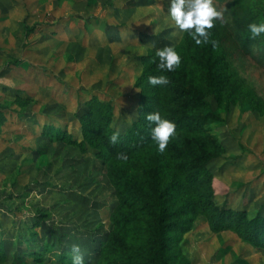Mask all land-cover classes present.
Masks as SVG:
<instances>
[{
	"label": "rangeland",
	"instance_id": "obj_1",
	"mask_svg": "<svg viewBox=\"0 0 264 264\" xmlns=\"http://www.w3.org/2000/svg\"><path fill=\"white\" fill-rule=\"evenodd\" d=\"M170 2L0 0V240L7 252L0 264H64L63 256L72 264L73 244L93 261L108 239L118 198L106 165L92 148L53 140L44 128L81 138L80 117L93 96L115 106L120 131L130 127L142 55L183 34L170 22ZM213 3L223 16L226 2ZM238 64L264 96V67L248 56ZM217 108L223 119L210 130L225 149L209 164L216 200L252 217L264 213V116L240 105ZM44 243L49 249L31 257ZM172 244L174 264H264V248L231 230L213 232L203 217Z\"/></svg>",
	"mask_w": 264,
	"mask_h": 264
},
{
	"label": "trees",
	"instance_id": "obj_2",
	"mask_svg": "<svg viewBox=\"0 0 264 264\" xmlns=\"http://www.w3.org/2000/svg\"><path fill=\"white\" fill-rule=\"evenodd\" d=\"M218 1L226 2L223 16L214 20L207 43L197 45L183 32L173 45L181 55L173 71L158 67L155 52L162 47L152 46L142 55V72L135 82L137 115L124 132L114 123L115 106L97 96L86 102L80 117L81 138L59 126L44 128L53 140L66 141L82 152L95 150L116 190L110 235L86 264H174L175 233L188 232L200 217L213 232L231 230L264 248V213L252 217L245 207L219 204L209 167L225 149L210 130L223 119L217 107L230 110L240 105L264 116V96L240 73L238 64L248 56L264 67V33L253 37L248 28L250 23L264 22V0ZM160 74L169 78L168 84H149V76ZM157 111L176 124V134L163 152L152 139L154 122L146 119ZM115 132L119 135L113 143ZM37 235L32 231V243ZM47 249L49 243H44L30 256L37 259ZM6 256L0 240V262ZM62 261L69 264L67 256Z\"/></svg>",
	"mask_w": 264,
	"mask_h": 264
},
{
	"label": "clouds",
	"instance_id": "obj_3",
	"mask_svg": "<svg viewBox=\"0 0 264 264\" xmlns=\"http://www.w3.org/2000/svg\"><path fill=\"white\" fill-rule=\"evenodd\" d=\"M168 15L170 22L180 30L187 32L197 45L207 43L211 35L210 29L214 26V20L222 16V11L218 10L213 0H171ZM248 28L253 37L264 33V22L250 23ZM155 55L159 58V69L173 71L181 63V55L173 45H167L156 50ZM151 85H166L169 78L164 75H152L148 77ZM146 119L154 122L151 129L152 139L156 142L158 150L163 152L170 137L176 134L175 121L162 116L160 112L148 113ZM118 132L111 136V141L115 143L118 139ZM72 264H86L85 256L79 244L71 246Z\"/></svg>",
	"mask_w": 264,
	"mask_h": 264
}]
</instances>
